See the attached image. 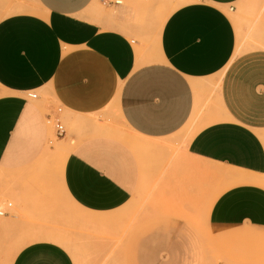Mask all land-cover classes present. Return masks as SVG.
I'll list each match as a JSON object with an SVG mask.
<instances>
[{
	"label": "crops",
	"instance_id": "1",
	"mask_svg": "<svg viewBox=\"0 0 264 264\" xmlns=\"http://www.w3.org/2000/svg\"><path fill=\"white\" fill-rule=\"evenodd\" d=\"M169 1L0 0V183L14 184V214L0 215V264H74L64 239L38 222L28 169L42 156H61L70 202L109 213L133 199L140 164L170 153L178 133L185 156L221 182L204 208L218 239L264 234L261 0H179L159 31L145 28L147 2ZM49 115L67 153L48 150ZM112 121L148 148L132 149Z\"/></svg>",
	"mask_w": 264,
	"mask_h": 264
},
{
	"label": "rangeland",
	"instance_id": "2",
	"mask_svg": "<svg viewBox=\"0 0 264 264\" xmlns=\"http://www.w3.org/2000/svg\"><path fill=\"white\" fill-rule=\"evenodd\" d=\"M181 3L147 2L151 24L145 28L159 31L165 14ZM123 5L133 12L138 10L131 3L123 1ZM149 41L147 34L142 43L147 46ZM47 102H51L49 97ZM112 124L116 130L129 133L121 123ZM48 127L53 144L58 141L55 127L52 122ZM136 139L141 146L129 145L132 149L148 148L145 140ZM62 147L67 153L68 146ZM167 147L170 153L163 158L158 156L140 164V182L133 199L116 211L102 214L86 212L64 195L58 180L61 156L50 151L28 169L41 206L38 222L48 224L54 235L64 239L59 243L74 264H264L263 233L257 235L260 240L218 239L220 231L207 226L204 208L221 188V182L205 171L206 164L185 156L184 136L176 134V145ZM259 177L264 182V177ZM13 186V181L7 179L0 183V210L11 215L14 203L8 193ZM8 203L12 206L8 207ZM91 216H105V221L88 222Z\"/></svg>",
	"mask_w": 264,
	"mask_h": 264
},
{
	"label": "bare ground",
	"instance_id": "3",
	"mask_svg": "<svg viewBox=\"0 0 264 264\" xmlns=\"http://www.w3.org/2000/svg\"><path fill=\"white\" fill-rule=\"evenodd\" d=\"M168 1V0H167ZM164 2V1H163ZM260 11H261V13L260 14H262L263 12H264V2L261 4V7H260ZM259 13V12H258ZM259 14V15H260ZM261 16V15H260ZM112 133L115 135V136H117V137H119V138H121V139H123L126 143H129V145H131V146H134V147H137V148H140V146H141V144H140V142H139V140H137L136 138V136L133 134H130V132L128 133V132H123L122 130H113L112 131ZM58 143V142H57ZM51 144H52V139H51V141H50V144H48V150L50 149V147H51ZM55 148V150L54 151H56V152H58V153H62V152H64L63 151V147H60V145H58V144H56L55 142H53V144H52ZM19 248V247H18ZM16 251H17V249L14 251V254L16 253Z\"/></svg>",
	"mask_w": 264,
	"mask_h": 264
},
{
	"label": "built area",
	"instance_id": "4",
	"mask_svg": "<svg viewBox=\"0 0 264 264\" xmlns=\"http://www.w3.org/2000/svg\"><path fill=\"white\" fill-rule=\"evenodd\" d=\"M27 95L31 99H36V97H37L36 93H34V92H29V93H27ZM47 122L48 123H51L52 122L54 124V127H55V130H56L57 135H61L63 133V127H62V125L57 121V119L55 117L49 115L48 116V119H47ZM7 206L10 207L11 204L8 203ZM3 212L4 211L0 210V215H2Z\"/></svg>",
	"mask_w": 264,
	"mask_h": 264
}]
</instances>
